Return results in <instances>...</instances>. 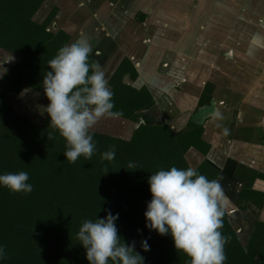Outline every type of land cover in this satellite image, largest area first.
Returning a JSON list of instances; mask_svg holds the SVG:
<instances>
[{"label": "trees", "instance_id": "trees-1", "mask_svg": "<svg viewBox=\"0 0 264 264\" xmlns=\"http://www.w3.org/2000/svg\"><path fill=\"white\" fill-rule=\"evenodd\" d=\"M42 1L0 0V49L20 56L0 78V175L24 171L33 185L28 194L14 193L0 185V246L6 251L0 264H90L86 249L77 239L78 231L85 220L106 218L108 211L119 215L115 223L121 243L131 245L135 241L144 264H190L186 254L177 252L171 234L162 236L146 226L145 212L152 198L148 180L161 169L190 167L184 158L189 147L201 153L208 151L210 145L201 133L214 109L213 84H204L183 128L140 123V116L154 100L144 86L135 88L122 82L124 73L131 78L137 75L132 62L124 57L108 80L114 93L113 111L118 113L115 116L133 126L126 137L91 131L95 154L91 159L81 156L70 163L65 155L66 140L49 127L47 112L36 124L8 101L11 93L23 88L49 101L43 89L44 75L51 71L48 61L66 45L69 35L62 29L48 30L57 7L41 23L33 19ZM89 63L96 61L89 56ZM113 147L115 159L102 161L101 154ZM129 162L137 167L128 168ZM195 169L209 180L217 178L218 170L206 161ZM234 176L242 181L237 208L244 209L248 202L260 207L264 191L253 189L251 184L256 177L264 179V174L238 164ZM222 233L229 241L225 264H264V222L255 223L245 248L227 214ZM145 239L149 251L141 247Z\"/></svg>", "mask_w": 264, "mask_h": 264}, {"label": "crops", "instance_id": "crops-1", "mask_svg": "<svg viewBox=\"0 0 264 264\" xmlns=\"http://www.w3.org/2000/svg\"><path fill=\"white\" fill-rule=\"evenodd\" d=\"M75 1L79 8L69 11ZM53 7L49 29L67 32L66 45L88 43L107 79L124 57L132 62L137 75L122 82L151 94L148 123L183 128L203 85L213 84L214 109L201 133L210 147H189L184 158L218 170L227 220L245 248L264 222V201L236 207L242 181L234 176L238 164L264 174V0H44L33 19L42 22ZM251 187L264 191V179Z\"/></svg>", "mask_w": 264, "mask_h": 264}, {"label": "clouds", "instance_id": "clouds-1", "mask_svg": "<svg viewBox=\"0 0 264 264\" xmlns=\"http://www.w3.org/2000/svg\"><path fill=\"white\" fill-rule=\"evenodd\" d=\"M91 52L86 42L61 47L48 61L51 71L43 79L44 93L50 101L46 107L49 127L66 140L65 155L70 163L81 156L91 159L96 152L91 130L100 119L118 115L113 111L114 93L106 71L99 63H89ZM13 59L10 54L0 63V78L8 73L3 64ZM48 138H52L51 133ZM115 155L113 147L101 154V160L113 161ZM127 167L137 166L129 162ZM28 180L29 174L24 171L0 175V185L14 193H31L33 185ZM148 183L152 198L145 212L146 226L162 236L171 234L177 252L186 254L190 264H225L229 241L222 227L228 207L219 181L209 180L193 167L173 166L151 174ZM118 218V214L108 211L106 218L82 223L77 239L86 249L90 264H144V257L135 250V241L131 245L121 243L115 223ZM141 247L150 250L146 239ZM5 258L6 251L0 246V260Z\"/></svg>", "mask_w": 264, "mask_h": 264}, {"label": "rangeland", "instance_id": "rangeland-1", "mask_svg": "<svg viewBox=\"0 0 264 264\" xmlns=\"http://www.w3.org/2000/svg\"><path fill=\"white\" fill-rule=\"evenodd\" d=\"M42 2H44V0ZM69 7H71V8L67 7L69 11H73V10H76L77 8H79L77 5V1H75V3H73L72 6L69 5ZM65 8H66V6H65ZM72 8H75V9H72ZM45 11L47 12V10H45ZM45 11L43 12L44 15H46ZM40 12H42V11H40ZM50 30L55 31L57 29L54 28V29H50ZM13 55H15V54H13ZM9 56H10V52L3 50V49H0V63H2L4 60H7V58ZM3 67L4 68L7 67L6 63L3 64ZM37 93L38 92H33L27 88H23L22 90H20L17 93H11L8 97V101L20 115H22L26 119L29 118L28 120L31 119L30 120L31 122L36 121L34 123L39 124V121H40V123L42 122V120L46 114V107L48 106V104L50 102L46 101V99L42 95H40V94L37 95ZM194 108H193V110H194ZM132 126H133V124L131 122H128L127 120L122 119L118 116H111V117L106 116V117L100 119L91 131H98V132H102V133H107V134L117 135V136L123 137L122 134H124V135L127 134V132L130 131ZM126 136L127 135H125V137Z\"/></svg>", "mask_w": 264, "mask_h": 264}, {"label": "water", "instance_id": "water-1", "mask_svg": "<svg viewBox=\"0 0 264 264\" xmlns=\"http://www.w3.org/2000/svg\"><path fill=\"white\" fill-rule=\"evenodd\" d=\"M13 57H14V59L11 61V62H6V66L7 67H5V68H9L11 65H13L15 62H17L19 59H20V56L19 55H17V54H15V55H12ZM8 58H10V56L8 57ZM7 58V59H8ZM144 114V113H143ZM142 114V115H143ZM140 116V118H139V122L140 123H148V121L143 117V116ZM151 124V123H150ZM136 126H137V124H136Z\"/></svg>", "mask_w": 264, "mask_h": 264}, {"label": "flooded vegetation", "instance_id": "flooded-vegetation-1", "mask_svg": "<svg viewBox=\"0 0 264 264\" xmlns=\"http://www.w3.org/2000/svg\"><path fill=\"white\" fill-rule=\"evenodd\" d=\"M47 16V15H46ZM45 19V18H44ZM41 23V22H40ZM51 23V22H50ZM50 23H49V25H48V30H49V26H50ZM121 62V61H120ZM237 207V206H236ZM253 232V231H252Z\"/></svg>", "mask_w": 264, "mask_h": 264}]
</instances>
